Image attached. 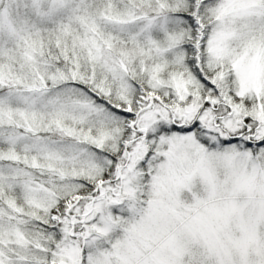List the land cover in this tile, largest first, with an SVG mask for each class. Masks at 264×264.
I'll return each mask as SVG.
<instances>
[{
    "label": "snow or ice",
    "instance_id": "obj_1",
    "mask_svg": "<svg viewBox=\"0 0 264 264\" xmlns=\"http://www.w3.org/2000/svg\"><path fill=\"white\" fill-rule=\"evenodd\" d=\"M0 264H264V0H0Z\"/></svg>",
    "mask_w": 264,
    "mask_h": 264
}]
</instances>
